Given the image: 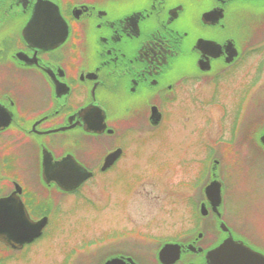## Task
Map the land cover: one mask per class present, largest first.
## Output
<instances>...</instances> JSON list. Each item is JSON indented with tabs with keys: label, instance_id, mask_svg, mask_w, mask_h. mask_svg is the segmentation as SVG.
I'll list each match as a JSON object with an SVG mask.
<instances>
[{
	"label": "flooded vegetation",
	"instance_id": "1",
	"mask_svg": "<svg viewBox=\"0 0 264 264\" xmlns=\"http://www.w3.org/2000/svg\"><path fill=\"white\" fill-rule=\"evenodd\" d=\"M199 42L219 48L207 66ZM229 50L236 52L231 62ZM253 57H260L255 72L262 77L264 0H0V264H30L35 249L58 235L61 259L53 264H107L117 258L124 259L117 264H132L129 258L141 264L127 239L155 240L153 233L128 230L123 223L117 233H98L78 245L90 229L63 233L67 222L79 205H110L104 195L103 201L90 199L88 190L98 193V176L134 161L130 137L150 135L164 123L169 133L188 129L195 115L204 121V110L207 123L216 115L222 124L229 115L220 100L222 78ZM252 89L245 85L236 105L242 132L232 127L225 139L219 127L216 148L208 146L209 163L213 156L228 163L212 159L215 165L197 167L189 183L200 194L183 199L193 207L195 228L176 233L177 241H159L180 246L174 264H206L207 253L229 237L257 254L244 256L234 248L232 264H262L264 234H246L225 213L231 188L226 185L238 184L235 155H264V120L244 116L246 101L253 110ZM113 154L117 158L104 168ZM81 175L88 178L77 186ZM212 180L221 186L215 212L204 194ZM39 223L43 229L33 237ZM53 226L64 231L51 233ZM114 244H130L131 251L108 250L100 262L92 261L90 247L98 254ZM162 246L151 247L149 262L160 264Z\"/></svg>",
	"mask_w": 264,
	"mask_h": 264
},
{
	"label": "rangeland",
	"instance_id": "2",
	"mask_svg": "<svg viewBox=\"0 0 264 264\" xmlns=\"http://www.w3.org/2000/svg\"><path fill=\"white\" fill-rule=\"evenodd\" d=\"M259 61L260 57L247 58L243 65L237 67L236 70L229 71L222 78L220 100L225 103L229 114L222 124H220L222 119L220 117L217 119L216 115L207 123V111L204 110L206 112L204 121L195 115V120L188 125V129L180 127L176 129V125V130L173 129L169 133L168 126L164 123L156 132L141 136V139L138 136L130 137L133 139L129 146L134 150V161H123L116 171L106 176H98L93 181L99 187L98 193L94 188L88 190L90 199L97 200V202L99 199L103 201L104 195V201L109 199L110 205L106 209L103 207V202L96 205L98 208L92 205H85L82 208L79 205L78 209L72 213L70 221L67 222L66 229L64 227L65 232H63L64 230L58 231V228L53 226L51 233H84L90 229L88 234H81L83 236L77 239L79 245L84 239L94 241L99 237L98 233H117V229H120L124 223L126 226L123 225V227L128 230L134 228L140 233H153L157 236L155 240L127 239L132 242V245H135V249L131 248L132 252L130 253H134L136 250V255L141 256V264H153L152 261L149 262L151 259H149L151 256L149 254L157 240L169 237L177 241L176 233H188L195 228L192 216L193 207L183 199L200 196L199 193L195 195L197 191L193 192L189 183L197 167L204 169L209 164L208 146L216 148L219 139L217 138V128L223 126L221 136H225V139L229 137L232 127L237 128L236 132H242L243 121L239 123L238 120H235V111L245 85L253 88L251 100L253 110L250 111L251 106L247 105L249 100L246 101L244 116L264 120V73L261 77L255 72ZM258 81L261 82L256 83ZM195 110L197 111V108ZM200 131H204L205 135ZM234 135L233 138L235 137L238 142L240 136ZM145 139H147L146 143ZM233 142L236 143L235 140ZM192 143H194V148L190 147ZM225 146L226 144L223 148ZM248 155L246 157L235 155L236 161L233 162V165L236 166L234 173L238 184L229 186L225 182L226 187H231L226 192V219L227 221L230 219L236 228L246 234H253L257 230L264 234V155L260 151L254 150ZM212 158L219 159L223 165L228 163L226 158L214 156ZM250 165L251 170L248 167ZM239 166L245 167V171L242 172ZM244 175L245 178H243ZM225 179L229 184L234 181L232 177ZM206 180L204 184L210 180V177ZM103 189L108 192L109 197H106V192ZM192 218L193 224L191 223ZM126 222L128 224H125ZM179 239L184 240L185 238ZM62 240V235H58L53 240L41 243L35 249V254L31 255L29 263H56L58 259H61L56 246ZM125 245H110L107 248H101L98 254L95 253L97 251L93 250L94 246H92L89 252L93 251L92 261L96 260L98 263L105 255L109 254L108 250L113 253L118 249L124 251L123 253L131 251L127 247H131V245ZM136 255L133 254L135 258Z\"/></svg>",
	"mask_w": 264,
	"mask_h": 264
},
{
	"label": "water",
	"instance_id": "3",
	"mask_svg": "<svg viewBox=\"0 0 264 264\" xmlns=\"http://www.w3.org/2000/svg\"><path fill=\"white\" fill-rule=\"evenodd\" d=\"M197 47L203 48L202 55L206 56L204 59V65L207 66L206 61L211 59H216L219 57V48L218 46H215L212 43H207V42H199ZM231 47V46H230ZM230 57L227 59V62H231V60L235 57L236 52L235 50H229ZM201 61L200 63H202ZM208 69V68H207ZM206 69V70H207ZM261 142L264 144V137L261 138ZM117 158V154L110 155L104 164V168L108 167L112 164V162ZM90 176V175H88ZM88 178L87 176L81 175L78 180H77V186H79V183L82 182ZM220 185L217 181H211L204 190L205 197L207 201L209 202L210 206L212 207V210L215 212L217 211L218 206L221 204V195H220ZM200 208L201 213L204 215L205 214V207L204 205L201 206ZM43 225L39 224V228L35 229V233H40V229H42ZM224 226H222L223 228ZM226 229V228H225ZM234 248H238L243 252L242 254L246 256H253L256 257L255 253L243 246L242 244H239L237 242H234L231 238H227L224 240V242L218 246L217 248H214L210 250L207 253L206 256V264H232L231 259H232V254L231 250ZM239 250V251H240ZM180 253V246L179 245H166L162 250H160L159 255H158V260L161 264H173L179 256ZM118 261H111L108 262L107 264H117ZM133 264V262H132ZM264 264V260H263Z\"/></svg>",
	"mask_w": 264,
	"mask_h": 264
}]
</instances>
